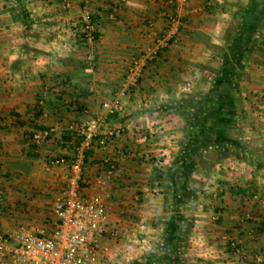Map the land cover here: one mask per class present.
Listing matches in <instances>:
<instances>
[{
  "label": "crops",
  "instance_id": "0c3cea01",
  "mask_svg": "<svg viewBox=\"0 0 264 264\" xmlns=\"http://www.w3.org/2000/svg\"><path fill=\"white\" fill-rule=\"evenodd\" d=\"M252 4L185 0L177 8V42L160 48L154 37L167 24L161 16L166 0H0V171L12 175L0 182L5 187L0 233L21 224L54 227L53 206L68 167H53L48 158L70 157L73 147L62 135L90 116L101 130L122 129L106 146H95L84 165L83 192L108 196L96 264L116 255L124 264L163 252L164 221L177 201L165 173L180 167L176 177L184 178L185 166L177 164L189 141L183 114L206 113L208 97L217 112L213 131L225 126V135L238 146L211 169L195 166L188 182L195 205L183 199L196 211L189 214V203L181 208L184 218L193 217L186 233L192 242L180 243V254L183 264H255V253L264 248V231L257 228L264 220V35L255 34L258 44L249 51L221 49L239 6ZM85 13L98 33L92 43L74 33L73 23ZM151 49L158 50L157 58L138 84L128 87V62ZM114 99L119 109L108 113L103 104ZM36 125L53 133L33 149ZM107 160L115 162L118 175L101 190L97 180L108 169ZM37 164L52 167L51 177H38ZM205 187L237 193L211 200ZM202 240L211 244L207 250L199 248Z\"/></svg>",
  "mask_w": 264,
  "mask_h": 264
},
{
  "label": "built area",
  "instance_id": "2783aa9c",
  "mask_svg": "<svg viewBox=\"0 0 264 264\" xmlns=\"http://www.w3.org/2000/svg\"><path fill=\"white\" fill-rule=\"evenodd\" d=\"M184 1L166 0L168 5L162 10L161 16L167 24L155 37L151 32L148 34V37H154L160 48L177 42L181 23L177 8ZM66 6H69V2ZM73 24L74 33L80 39L89 43L96 40V25L89 13ZM157 54L158 50L151 49L132 57L125 71L128 87L138 84L146 66L157 58ZM119 105L117 99L103 104L108 113H116ZM44 116L42 111L41 117ZM70 130L75 134L70 141L63 143L73 145L72 155L57 156L49 162L53 167H68L61 193L53 206L56 215L54 227L50 229L39 224H22L13 231L0 233V264H96L102 248L108 196L105 192L103 195H87L83 192L86 154L97 145L106 146L111 139L121 134L122 129L114 127L101 130L97 119L86 116L74 122ZM52 133V128L37 127L32 131L31 141L40 146L52 137ZM107 163L108 169L97 180L101 190H105L118 175L115 162L107 160ZM1 191L0 188V196ZM238 251L239 248H236L235 253ZM255 264H264V250L255 254Z\"/></svg>",
  "mask_w": 264,
  "mask_h": 264
},
{
  "label": "trees",
  "instance_id": "16d2710c",
  "mask_svg": "<svg viewBox=\"0 0 264 264\" xmlns=\"http://www.w3.org/2000/svg\"><path fill=\"white\" fill-rule=\"evenodd\" d=\"M238 11L240 12H238L236 18H234L226 31L224 45L221 47L226 52L230 48L235 52H239L242 48H246V51H249L258 44V38L255 34L259 32L261 35H264V0H253V4L247 8L240 5ZM239 13L241 14L240 19L237 18ZM97 37L98 33L96 32V39ZM208 99L207 97L209 108L206 113L200 115L188 109L189 111L183 114L189 125L187 130L189 141L184 147V152L181 154L177 164L183 162L185 169L183 170V174L180 172V175L184 178L182 181H178L176 177L180 167L172 168V170L165 173L167 177L164 181H167V184L171 185V191L169 193L177 200L171 204L174 209L173 214L164 221L166 233L163 236V247L165 250L161 253L156 251L150 252L146 256L131 261L129 264H183L186 260L180 254L181 251L179 248L180 243L183 244L188 240L186 233L193 227V222L190 217L184 218L182 216L181 208L187 203L196 201V194L188 183L191 181L194 168L198 165L205 169H211L217 162L230 155L233 152L232 148L238 146L237 142L225 135V126L222 125L216 132L213 131L212 117L217 112L213 108V103ZM224 106H227V104ZM37 127L45 128L46 126L36 125ZM74 134L75 132L73 130L68 129L63 133L62 140L70 141ZM32 144L33 149L38 147V145ZM90 152H87L85 162ZM157 173L159 176L164 175V172L161 171ZM185 176L187 179H185ZM184 196H187L191 201H184ZM159 221L161 222L163 220ZM257 228L260 232L264 231V220L259 222ZM228 243L231 245L233 252L239 247L233 239H229ZM263 250L264 248L256 253Z\"/></svg>",
  "mask_w": 264,
  "mask_h": 264
},
{
  "label": "rangeland",
  "instance_id": "374dc122",
  "mask_svg": "<svg viewBox=\"0 0 264 264\" xmlns=\"http://www.w3.org/2000/svg\"><path fill=\"white\" fill-rule=\"evenodd\" d=\"M36 128V127H35ZM34 128V129H35ZM33 129V130H34ZM54 157H50V158H48V160L50 161L51 159H53ZM47 160V161H48ZM40 164H37V166H38V169H37V171L38 172H40V174L38 175V177H40V178H49V177H51L50 175H52V171H53V168L52 167H50L49 168V170L46 168V169H44L43 170V168H41L40 166H39ZM40 167V168H39ZM7 174L6 173H4V172H2V171H0V182L3 184L4 182H6V181H9L10 180V178L9 177H11L12 175L11 174H8L9 176H6ZM192 183V182H191ZM82 186L84 187V185H83V183H82ZM191 186V188H192V185H190ZM198 188H200L199 186H197ZM196 187V188H197ZM0 188H1V196L3 197V195H5V187L4 186H0ZM202 190V192H204L205 194H204V196H206V197H208V198H210L211 200L212 199H217V198H220V196L221 195H223V196H225V194L226 193H230V192H234V193H237V192H235L233 189H231V188H226V189H223V191H220V189H216L215 188V190H211V188H204V190L203 189H201ZM201 192V193H202ZM226 192V193H225ZM86 194V193H85ZM0 196V198L2 199V197ZM222 196V197H223ZM0 199V200H1ZM191 204L192 205H195V202L194 203H192L191 202ZM190 203L188 204V205H191ZM191 205V206H192ZM192 209H193V206H192ZM188 212H189V214H191V216L193 215V211L195 212L196 210H191V208H188ZM190 218H192L191 220H192V222H193V217H190ZM22 225V224H21ZM187 241H189V246H190V242H192L191 240H190V238L187 240ZM208 241V240H207ZM206 240H202V242L201 241H199V244H201V247H199L200 249L201 248H204L205 250H207V248L209 247V246H211V244L210 243H208ZM203 245V246H202ZM116 258H117V255L112 259V261H109V263H107V264H121L120 262H117L116 261ZM130 262H128V263H124V264H129Z\"/></svg>",
  "mask_w": 264,
  "mask_h": 264
}]
</instances>
